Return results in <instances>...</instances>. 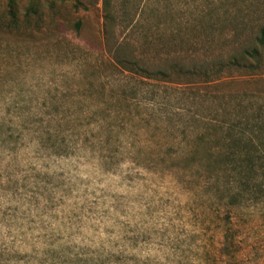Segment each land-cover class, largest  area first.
Masks as SVG:
<instances>
[{
	"label": "rangeland",
	"instance_id": "obj_1",
	"mask_svg": "<svg viewBox=\"0 0 264 264\" xmlns=\"http://www.w3.org/2000/svg\"><path fill=\"white\" fill-rule=\"evenodd\" d=\"M9 1L0 0V264H264V199L226 211L205 174L184 162L195 131L184 132L170 109L189 91L168 89L172 99L160 113L133 110L134 121L117 127L106 152L65 140L70 148L54 153L61 138L45 121L54 99L81 113L112 92L99 54L101 0H13L15 27ZM129 1L150 8L136 12L141 32L171 34V51L194 47L210 60L249 31L234 36L215 21L202 31L203 15L264 23V0ZM199 86L194 96L204 94ZM248 88L264 83L233 89ZM223 222L235 234V255L220 253Z\"/></svg>",
	"mask_w": 264,
	"mask_h": 264
},
{
	"label": "trees",
	"instance_id": "obj_2",
	"mask_svg": "<svg viewBox=\"0 0 264 264\" xmlns=\"http://www.w3.org/2000/svg\"><path fill=\"white\" fill-rule=\"evenodd\" d=\"M14 3L10 0L7 4L13 27L17 25ZM82 4L78 1L74 7ZM148 9L129 0H101L103 48L99 54L105 84L112 87V92L100 106L81 113L70 111L71 103L66 98H59L60 102L54 99V111L45 113L48 130L62 142L54 143V153L70 148L63 143L65 140L77 145L80 142L79 146L89 142L97 151L106 152L114 142L117 127L134 121L129 119L133 110L143 107L160 113L172 99L168 89L189 91L193 96L186 100L191 101H186L185 96L183 101L174 97L175 105L170 109L180 116L184 132L195 131L186 144L184 162L195 164L199 173L205 174L209 193L224 210L242 208L247 202L258 203L264 199V90L233 88L237 84L264 83L263 20L249 16L238 20L217 11L203 15L202 31L212 27L213 21L232 26L234 36L249 31L236 46L232 45L231 51L210 60L205 54L200 56L194 47H190L191 52L171 51V34L155 30L150 35L137 29L141 20L136 19V12L145 15ZM80 26L77 21L75 30ZM124 32L133 37L121 36ZM180 53L185 54L179 56ZM199 85L204 94L194 96L193 91L201 89ZM192 98L197 100L192 102ZM228 215L223 219L227 220ZM223 226L220 253L235 255V234L226 222Z\"/></svg>",
	"mask_w": 264,
	"mask_h": 264
}]
</instances>
